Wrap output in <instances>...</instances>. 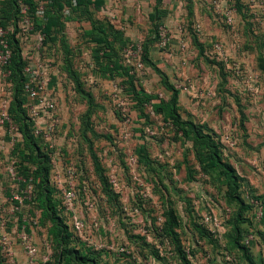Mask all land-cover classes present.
<instances>
[{"label":"rangeland","instance_id":"1","mask_svg":"<svg viewBox=\"0 0 264 264\" xmlns=\"http://www.w3.org/2000/svg\"><path fill=\"white\" fill-rule=\"evenodd\" d=\"M174 1L177 9L162 23L168 37L163 48L153 39L148 0H111L97 14L118 11L113 23L127 44L117 53L137 94L168 101L165 77L176 91L180 118L200 125L216 141L242 202L226 196L219 170L202 168L193 139L181 137L149 103L138 102L125 78L98 76L93 44L80 37L78 25L66 23L63 37L73 76L60 70L59 43L38 46L33 39L21 44V53L32 67H44L49 58L58 70L54 75L39 70L55 111L46 121L51 130H42L35 143L49 157L52 198L69 242L48 235L33 177L20 171V149L31 150L12 142L0 127L3 264H64L59 252L71 248L88 260L81 264H247L243 236H249L245 247L253 264H264V0L224 2L219 10L212 0H192L188 10L185 0ZM127 4L134 10L129 18ZM144 46L153 66L140 60ZM11 89L0 70V111L3 105L8 109ZM67 169L74 171L70 202L62 193L71 186ZM256 201L261 218L255 217ZM23 236L33 255L25 250ZM78 262L73 258L69 264Z\"/></svg>","mask_w":264,"mask_h":264},{"label":"trees","instance_id":"2","mask_svg":"<svg viewBox=\"0 0 264 264\" xmlns=\"http://www.w3.org/2000/svg\"><path fill=\"white\" fill-rule=\"evenodd\" d=\"M27 7V15L31 18L33 32L40 31L44 34L43 43L56 44L59 43L63 54V67L62 71L67 74L72 73L69 63V48L63 37L64 23L60 18V11L63 6H68L71 0H20ZM188 2H190L188 0ZM39 3L43 5V18H38L35 13ZM76 6L86 7L92 4L95 8H99L103 4V0H75ZM236 3V0H235ZM160 0H157L154 7L153 14L150 15L151 24L154 28L155 43H157V29L163 22V11L159 8ZM188 6V5H187ZM188 10V8H187ZM21 18L20 8L18 7V0H0V26L6 28L8 25L13 26V31L7 35V43L10 48L9 63L3 68V71L7 72L6 79L12 87V98L7 109L8 116L12 120L20 133V139L16 142H22V146L31 151L26 154L24 149H20V171L25 178L32 175L33 182L37 189V195L35 202L37 208L40 210V219L46 220L50 226L47 230L48 235L52 236L55 241H59L63 244L69 242L68 233L62 223L61 218L57 215L55 209V200L52 198L54 188L49 183L48 173L50 170V162L47 153L41 152L40 148L36 145L35 140L37 135L34 133V123L27 111L28 98L24 90L25 76L23 74V68L26 65V60L21 55L19 40L16 38L18 31V22ZM67 19V18H66ZM64 19V20H66ZM91 29L85 32V36L93 44L92 54L93 61L98 69L99 77L111 78L113 76H120L125 78L130 83L132 90L130 94L134 96L139 102L149 103L153 111L160 114L163 119L169 120L176 129L180 132V136L184 139H193L196 143V156L197 160L205 170H219L218 174L223 177L227 188L226 196L229 199L233 197L238 200L239 204L242 202L239 199L236 190L238 187L236 176L234 175L232 167L225 164L219 157L217 152V143L210 135L204 132L203 127L195 125L191 121H184L180 118L177 112V94L176 91L165 81V77L162 78V84L164 88L170 93L168 101L160 100L158 102H152L154 97L148 94L138 95L135 87L131 84L130 69L124 67L120 62V55L117 53L120 51L119 47L127 44L121 31L114 29L109 23L102 21L90 20ZM148 47L144 46L142 56L140 60L146 61L147 65L153 66L150 59L147 58ZM76 80V79H75ZM87 114L91 113L92 99L90 95L87 97ZM18 144V143H17ZM18 146V145H16ZM48 162V163H47ZM29 165L34 166L33 171H29ZM236 196H233L235 195ZM261 202V201H260ZM245 238L242 237L240 245L241 249L246 252L245 259L247 264H253L251 255L247 254V246L245 245ZM249 242V241H248ZM74 249H63L59 252V258L62 259L64 264H69L74 258L78 263L87 262L83 255ZM85 259V260H84ZM0 259V264H3ZM94 264L93 261L90 262Z\"/></svg>","mask_w":264,"mask_h":264},{"label":"built area","instance_id":"3","mask_svg":"<svg viewBox=\"0 0 264 264\" xmlns=\"http://www.w3.org/2000/svg\"><path fill=\"white\" fill-rule=\"evenodd\" d=\"M217 0H213V4H216ZM19 8H20V15L21 18L18 22V28L22 32H27L28 30L32 29V22L31 18L27 15V7L21 2H18ZM43 11V5L42 3H39V6L37 7L36 12L42 13ZM226 21L230 24L232 17L229 14H226ZM8 28H3L0 26V70L2 75L5 77L7 76V72L3 71V68L9 63V59L11 56L10 48L8 47L7 43V35L9 33ZM35 41L38 46H41L44 41V34H42L40 31L35 32ZM168 37H167V31L163 24L158 26L157 29V43L156 45L159 48L165 47L167 44ZM215 51L222 55L223 53V47L220 43H216L213 45ZM141 63H138V66H140ZM38 67H32L30 64H26L23 68V74L25 76V86L24 90L28 98L27 103V111L31 119L34 123V133L36 135L40 134L42 130L45 128H49L51 130L52 125L50 123H46L47 120H51L53 113L55 111V102L51 96L50 91L46 89V86L44 87V83L41 82L39 78L40 68L44 69L42 66L37 65ZM50 93V94H49ZM12 120L8 116L7 113V105H3L1 111H0V127L4 128V130L10 135V140L12 142H16L20 139V133L18 132V129L14 123L11 122ZM46 124L44 128L41 127V125ZM56 170V167L53 166L52 173H54ZM54 175V174H53ZM55 176V175H54ZM73 177H74V171L71 169H67L66 171V178H68V184L71 185L68 190L62 192L64 195V198L66 201H72L75 199V185H73ZM60 177L57 175L56 179ZM73 185V186H72ZM256 204V207L258 210L255 212L256 218H261L262 216V210H261V204L259 201L254 202ZM81 227V223L79 221L74 222V228L79 229ZM249 237V236H248ZM248 237L245 238V242H248ZM24 241L25 250H27L29 255H33L35 253L34 248L29 244L25 236L22 237ZM29 264H33V262L30 261Z\"/></svg>","mask_w":264,"mask_h":264},{"label":"crops","instance_id":"4","mask_svg":"<svg viewBox=\"0 0 264 264\" xmlns=\"http://www.w3.org/2000/svg\"><path fill=\"white\" fill-rule=\"evenodd\" d=\"M19 1L20 0H18V2ZM110 1L111 0H103L102 6H104V4L105 5L108 4ZM189 1L192 3V0H189ZM156 2H157V0H148V3H150V6H149V9L147 10L146 16H147V19L149 21L150 26L152 25L151 20H150V15L153 14V12H154V7L156 5ZM224 2H229L232 5L236 4L235 0H217L216 4H213L214 9H216V10L221 9ZM212 3H213V0H212ZM187 5H188V0H185V8H188ZM130 6H131L130 4H127V8L125 9L126 11L124 13L126 15V18H129L130 13L131 12L133 13V11H134L132 8H130ZM18 7H19V5H18ZM101 7L95 8L92 4H89L86 7H84V6L77 7L75 0H71L70 5L63 6V8L61 9L60 18L63 21L64 25L66 23H74V24L78 25V27H79L78 34H80V37L83 38L84 40H87L88 42H90L89 39H87V37L85 36V32L91 29L90 20L102 21L104 23H109L114 27V29L119 30L118 28H116V26L113 23L114 18L117 15L118 11L115 9L116 10L115 13L105 12V14H107V15H105V17H104L103 15L97 14L101 10ZM159 8L164 13V17L162 18L161 22H163V21L165 22L166 20H168V18L170 16V12L177 9V6H176L174 0H160ZM35 15L38 18H43L42 13L36 12ZM108 15L111 17H107ZM64 19H66V20H64ZM6 28H8L10 30L9 33L12 32V30H13L12 25H8ZM16 38H18V40H19V45H20V49H21L20 53H21L22 51H24L21 48V44L26 43L27 41H32L33 39H35V36H34V32H33V34L29 35V34H27V32H22V31L18 30L16 33ZM33 41H35V40H33ZM21 55L23 56V53H21ZM51 64H52L51 60L49 58H47L46 63L44 64V67H43L44 73L49 72V73L53 74V72H58L56 67H53ZM62 64H63V62H62ZM60 70H62V66H61ZM24 86H25V84H24ZM52 98L54 100V97H52ZM45 125L46 124H43V125H41V127L44 128Z\"/></svg>","mask_w":264,"mask_h":264}]
</instances>
